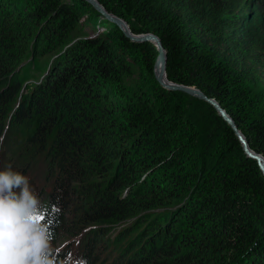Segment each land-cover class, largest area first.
<instances>
[{
  "label": "trees",
  "instance_id": "16d2710c",
  "mask_svg": "<svg viewBox=\"0 0 264 264\" xmlns=\"http://www.w3.org/2000/svg\"><path fill=\"white\" fill-rule=\"evenodd\" d=\"M97 1L133 34L157 36L166 78L215 99L264 157V0ZM157 57L86 0H0V170L9 161L32 176L45 205L36 220L53 241L67 236L61 258L264 264V176L211 105L157 82ZM189 101L206 111L202 128Z\"/></svg>",
  "mask_w": 264,
  "mask_h": 264
},
{
  "label": "clouds",
  "instance_id": "9594fccd",
  "mask_svg": "<svg viewBox=\"0 0 264 264\" xmlns=\"http://www.w3.org/2000/svg\"><path fill=\"white\" fill-rule=\"evenodd\" d=\"M39 193L22 172L7 164L0 170V264H88L87 258L60 255Z\"/></svg>",
  "mask_w": 264,
  "mask_h": 264
},
{
  "label": "water",
  "instance_id": "95a60500",
  "mask_svg": "<svg viewBox=\"0 0 264 264\" xmlns=\"http://www.w3.org/2000/svg\"><path fill=\"white\" fill-rule=\"evenodd\" d=\"M88 3H90L94 9L105 19L109 20L110 22H113L116 24L120 30L123 32V34L129 38L133 42H143V41H149L152 42L158 51V57L155 62V66L157 61H160V67L158 73L155 71V78L157 82L164 88L169 90H178L185 92L191 96L197 97L203 101H205L207 104L211 105L216 113L230 126V128L234 131L235 135L237 136L238 140L241 143L243 153L246 157L250 158L251 160H254L259 167L262 175L264 176V168L260 162L261 158H264L261 154H258L251 150L247 144V141L245 137L242 135V133L237 129L236 125L234 124L231 117L225 112V110L219 105V103L210 97H207L204 95L198 88L194 86H186L178 83H174L169 81L166 78L165 74V50L163 49L159 39L157 36L151 33L146 34H133L130 30L128 25L123 21L122 19L108 13L103 6L97 1V0H86Z\"/></svg>",
  "mask_w": 264,
  "mask_h": 264
},
{
  "label": "rangeland",
  "instance_id": "374dc122",
  "mask_svg": "<svg viewBox=\"0 0 264 264\" xmlns=\"http://www.w3.org/2000/svg\"><path fill=\"white\" fill-rule=\"evenodd\" d=\"M259 14V12H258V10L257 9H255L254 10V13H253V15L254 16H256V15H258ZM103 18V17H102ZM259 20H260V18H259V16L257 17ZM105 19V18H104ZM106 21H109V20H107V19H105ZM92 22V24L94 25V27L97 29V31H99V32H101V31H108V22H103V21H98V20H92L91 21ZM110 22V21H109ZM88 29V31H89V33L91 34V33H93V32H95L94 31V29H92V27H87ZM95 29V30H96ZM49 62H47L46 63V67H48V65L49 64H51V62H52V57H50L49 58V60H48ZM45 70V69H44ZM39 72V74H40V71H38ZM41 74H42V72H41ZM38 81H36L35 80V82H31V81H27L25 84H23V85H30V87H31V89L34 87V85L37 83ZM197 98V97H196ZM68 102H66V103H63V105L60 107V109H59V113H60V115H63V114H65V112L66 111H68V109H67V106L68 105H64V104H67ZM45 105H47V107H46V109L47 110H49V109H51V107H50V104H49V101L45 104ZM194 104H193V101H189V102H187V103H185V106L187 107V109L189 108V113L192 115V117L193 118H195L196 120H198V124H199V126H200V128H202L203 127V121H204V119H207V115H205L206 114V111L204 110V109H197V108H195V106H193ZM72 106V105H71ZM29 126H31V125H29ZM28 126V127H29ZM28 127H26V129L28 128ZM9 129H10V131H9V133H11V126L9 127ZM24 129V128H23ZM19 131H20V129H18ZM24 131V130H23ZM8 133V134H9ZM7 134V132H6V136L8 135ZM5 136V137H6ZM203 132L201 131V135L197 138V142L195 143V149H196V151L197 152H200V150H201V147H202V143L201 142H203ZM4 140V139H3ZM205 160H207V158L205 159ZM5 160H2V162H4ZM48 161V159H47V154L46 153H44L43 155H41V156H39V158H38V166L40 167V168H43V169H45L46 168V162ZM262 161V160H261ZM9 161H5V163L4 164H6L7 165V163H8ZM30 176V175H29ZM28 176V177H29ZM30 178L32 179V176H30ZM96 179V181H94V184L96 185V187H98V192L99 193H101L103 196L104 195H106L107 194V192L111 189V187H110V185H111V183H109L108 182V178L107 179H103V177H99L98 175H97V173H94V172H92V175H91V179ZM31 179H30V182H31V184L33 183L32 181H31ZM96 187L94 186V189H96ZM110 192V191H109ZM108 192V193H109ZM93 196V195H92ZM86 202H88L87 200H86ZM73 210H74V208H73ZM154 211H158V209H150V210H146L145 212H154ZM35 219H37V217L35 218ZM74 218L73 217H71V220L72 221H74L73 220ZM92 224V223H91ZM90 225V224H89ZM94 225V224H93ZM67 236H66V234H64V233H62V231H60L59 232V235L57 236V238L55 239V241H53V246L55 247V248H59V247H61L62 245H63V243L65 242V241H67ZM139 239V238H138ZM146 238H144V240H145ZM137 242H139V240L137 241ZM136 242V243H137ZM135 243V244H136ZM101 244V243H100ZM98 245L97 247H95V249H94V251H96V249H97V251H99V254H101V255H106V251L103 249V247L101 246V245ZM135 244H133L134 246H136ZM140 245V244H139ZM138 245V246H139ZM130 246V245H129Z\"/></svg>",
  "mask_w": 264,
  "mask_h": 264
},
{
  "label": "bare ground",
  "instance_id": "6f19581e",
  "mask_svg": "<svg viewBox=\"0 0 264 264\" xmlns=\"http://www.w3.org/2000/svg\"><path fill=\"white\" fill-rule=\"evenodd\" d=\"M159 67H160V61H157V63H156V66H155V71L158 73V71H159ZM262 160V161H261ZM260 162H261V164H262V166H263V168H264V158H261L260 159Z\"/></svg>",
  "mask_w": 264,
  "mask_h": 264
}]
</instances>
